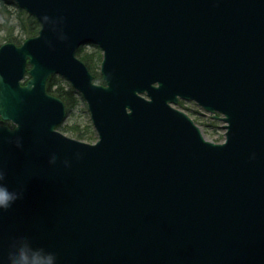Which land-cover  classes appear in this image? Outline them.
Returning <instances> with one entry per match:
<instances>
[{
  "label": "water",
  "instance_id": "95a60500",
  "mask_svg": "<svg viewBox=\"0 0 264 264\" xmlns=\"http://www.w3.org/2000/svg\"><path fill=\"white\" fill-rule=\"evenodd\" d=\"M10 1L40 29L0 46V171L22 194L0 211V264L26 245L58 264H264V0ZM50 74L81 93L94 144L55 129ZM178 98L222 114L224 143Z\"/></svg>",
  "mask_w": 264,
  "mask_h": 264
},
{
  "label": "rangeland",
  "instance_id": "374dc122",
  "mask_svg": "<svg viewBox=\"0 0 264 264\" xmlns=\"http://www.w3.org/2000/svg\"><path fill=\"white\" fill-rule=\"evenodd\" d=\"M19 10L21 9H19L14 2L10 0H0V24H3L4 19L8 18V25L11 27L7 26L4 30H12L15 35H18L22 30L19 24ZM23 39L24 38L22 37L21 40ZM22 42L23 41L16 45H20ZM85 54H87V57L89 56L86 67L89 73L93 76V83L103 84L102 80L97 77V75H99L100 49L87 43L79 45L76 49L77 58L81 60V57ZM27 78L28 76L25 75L22 79L23 81H21L24 82ZM49 83L54 84V87L59 86L63 91H68L69 89L73 90L72 95L74 103L72 106L65 105L66 115L63 121L57 125V130L68 137L86 143L95 142L97 134L93 129L90 113L82 95L72 88L70 83L61 75H50L46 81V88ZM173 106L185 112L192 119L200 129L205 140L218 143L224 139V122L220 119V114L205 111L203 108L196 105V103L189 100L179 99ZM1 123L13 127V125L10 124V121H3L0 119V124Z\"/></svg>",
  "mask_w": 264,
  "mask_h": 264
},
{
  "label": "clouds",
  "instance_id": "9594fccd",
  "mask_svg": "<svg viewBox=\"0 0 264 264\" xmlns=\"http://www.w3.org/2000/svg\"><path fill=\"white\" fill-rule=\"evenodd\" d=\"M4 173L0 171V211L8 210L21 193L10 191L4 184ZM11 264H58L55 253L35 249L31 245L21 246L10 254Z\"/></svg>",
  "mask_w": 264,
  "mask_h": 264
},
{
  "label": "trees",
  "instance_id": "16d2710c",
  "mask_svg": "<svg viewBox=\"0 0 264 264\" xmlns=\"http://www.w3.org/2000/svg\"><path fill=\"white\" fill-rule=\"evenodd\" d=\"M8 24H9L8 18H5L3 21V24H0V45H2L5 42H11L14 44H19L24 39L36 35L38 28H39V26H38L37 22L34 20V18L22 10H19V24H20L22 30L19 32L18 35L17 34L15 35L12 30H8V31L4 30L7 26L11 27ZM22 37L24 38L23 40H21ZM88 58H89V56L87 57V54H85L81 57V60H83L85 62L86 66L88 64V62H87ZM97 77L100 79L99 75H97ZM47 91L50 94H52V95L60 98L61 100H63V102L66 106H72L74 103L73 95H72L73 94L72 89H69L68 91H63L59 86L54 87V84L49 83L47 86ZM78 136H81V135H78Z\"/></svg>",
  "mask_w": 264,
  "mask_h": 264
}]
</instances>
